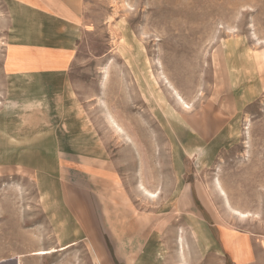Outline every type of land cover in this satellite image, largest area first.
<instances>
[{
    "label": "rangeland",
    "instance_id": "obj_1",
    "mask_svg": "<svg viewBox=\"0 0 264 264\" xmlns=\"http://www.w3.org/2000/svg\"><path fill=\"white\" fill-rule=\"evenodd\" d=\"M6 8L0 264H264V0H84L30 75Z\"/></svg>",
    "mask_w": 264,
    "mask_h": 264
},
{
    "label": "crops",
    "instance_id": "obj_2",
    "mask_svg": "<svg viewBox=\"0 0 264 264\" xmlns=\"http://www.w3.org/2000/svg\"><path fill=\"white\" fill-rule=\"evenodd\" d=\"M10 21L5 66L11 74L61 73L72 66L84 0H3Z\"/></svg>",
    "mask_w": 264,
    "mask_h": 264
},
{
    "label": "bare ground",
    "instance_id": "obj_3",
    "mask_svg": "<svg viewBox=\"0 0 264 264\" xmlns=\"http://www.w3.org/2000/svg\"><path fill=\"white\" fill-rule=\"evenodd\" d=\"M186 106V105H185ZM112 120V119H111ZM243 214V213H242Z\"/></svg>",
    "mask_w": 264,
    "mask_h": 264
}]
</instances>
